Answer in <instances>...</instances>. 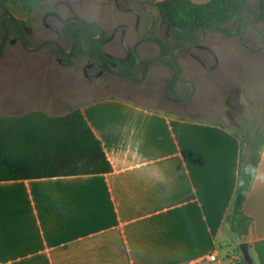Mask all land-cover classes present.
<instances>
[{
  "label": "crops",
  "instance_id": "obj_1",
  "mask_svg": "<svg viewBox=\"0 0 264 264\" xmlns=\"http://www.w3.org/2000/svg\"><path fill=\"white\" fill-rule=\"evenodd\" d=\"M120 99L92 105L106 113L91 120L82 109L112 172L0 181V264L241 260L242 241L227 222L239 182L240 134ZM243 211L252 218L245 242L254 264H264V146ZM223 230L232 234L230 246L198 255V241L219 239Z\"/></svg>",
  "mask_w": 264,
  "mask_h": 264
},
{
  "label": "flooded vegetation",
  "instance_id": "obj_2",
  "mask_svg": "<svg viewBox=\"0 0 264 264\" xmlns=\"http://www.w3.org/2000/svg\"><path fill=\"white\" fill-rule=\"evenodd\" d=\"M240 4L236 12L225 3L198 17L156 0H51L42 19L52 37L40 43L50 41L44 47L52 54L41 60L80 98L112 94L176 112L214 107V117L246 125L255 102L232 72L241 62L264 66V0H246L241 20ZM18 20L24 40L39 45ZM4 26L7 44L13 36L21 42L8 17Z\"/></svg>",
  "mask_w": 264,
  "mask_h": 264
},
{
  "label": "trees",
  "instance_id": "obj_3",
  "mask_svg": "<svg viewBox=\"0 0 264 264\" xmlns=\"http://www.w3.org/2000/svg\"><path fill=\"white\" fill-rule=\"evenodd\" d=\"M241 0H165L162 6L183 9L205 17L228 3L236 12ZM239 136V134H238ZM264 134L242 140L239 182L232 211L227 217L230 230L243 242L252 224L244 203L254 179ZM113 165L101 139L86 119L81 107L53 115L44 110H31L18 115H0V181L43 179L57 176L107 174ZM242 254L237 264H249Z\"/></svg>",
  "mask_w": 264,
  "mask_h": 264
},
{
  "label": "rangeland",
  "instance_id": "obj_4",
  "mask_svg": "<svg viewBox=\"0 0 264 264\" xmlns=\"http://www.w3.org/2000/svg\"><path fill=\"white\" fill-rule=\"evenodd\" d=\"M75 1L81 2L83 0ZM50 4L51 0H0V15L4 11H11L18 19L32 27L33 33L29 35L28 39L35 45L44 39L52 37V32L45 27L42 19ZM84 8L91 11L94 7L90 2H86L84 3ZM80 10L84 9L81 8ZM14 38L15 36L12 37V39ZM1 40L2 34L0 31V43ZM51 54L52 52L48 47H44L36 52H28L22 47L20 41L15 44L8 43L6 45L0 58V115H16L38 107L46 109L49 113L66 114L76 107H81L82 109H89L88 111L91 114L89 118L91 120L93 117H99L102 113H106L99 111L101 109L99 105H92L104 100L120 99L117 95L112 94L103 95L93 101H88L91 97L86 95L81 98L78 97L74 90L67 88L65 79L56 75L51 65L42 63L41 59H50ZM233 74L235 76L240 75L243 78L245 88L255 102V119L249 124L235 125L214 117L213 110H216L214 107L205 108L200 111L176 112L163 109L156 111L167 117L174 116L173 113L180 116L185 115L187 119L191 121L196 119L200 124L214 125L217 123L215 125L220 127L225 126L230 135L231 129L239 133L242 140L253 138L258 133L264 134V66L249 69L241 62L238 67H235L232 72ZM223 83L225 84V82ZM129 100L120 99L122 102L127 101L131 104L138 103L148 106V103L142 100ZM112 103L106 104V110L108 106L111 107ZM130 119L133 120L136 117L131 116ZM104 121L108 124V117ZM224 230L219 235V239L198 241V255H209L211 252L230 246L232 234L230 232L224 234ZM228 251L229 249H226V251L220 253L222 260L226 259L224 257ZM191 264L213 263L202 261ZM224 264L230 263L226 259Z\"/></svg>",
  "mask_w": 264,
  "mask_h": 264
},
{
  "label": "water",
  "instance_id": "obj_5",
  "mask_svg": "<svg viewBox=\"0 0 264 264\" xmlns=\"http://www.w3.org/2000/svg\"><path fill=\"white\" fill-rule=\"evenodd\" d=\"M245 1L246 0H242L241 1V4H240V8H239V20H241L242 8H243V6L245 4ZM5 17H8L11 20V22L15 26H17L18 29L20 30V32H21V44H22L23 48L26 51H28V52H36V51L40 50L41 48H43L46 44L51 43L50 41H44V42H42V43H40L39 45H36V46H32V45L28 44L24 40L23 31H22V28H21V24H20L19 20L17 19V17L11 11H4L0 15V28H1L2 32H3L2 40H1V43H0V58L2 57V54L4 52V49H5V46L7 44V40H8V34H7L6 28L4 26V19H5ZM65 28L68 30V21H66ZM26 29L28 30V32H31L32 31V28L29 27V26H26ZM17 41H18L17 39H12V40H10V43L15 44ZM81 43H83V39L81 40ZM68 52L69 51H66V53H68ZM186 99H188V98H182V99H179V100H186ZM240 249H241V251L243 253V256H244L245 260L249 264H254V260H253L252 255H251L250 247H249L248 242H245V241L244 242H241L240 243Z\"/></svg>",
  "mask_w": 264,
  "mask_h": 264
},
{
  "label": "built area",
  "instance_id": "obj_6",
  "mask_svg": "<svg viewBox=\"0 0 264 264\" xmlns=\"http://www.w3.org/2000/svg\"><path fill=\"white\" fill-rule=\"evenodd\" d=\"M216 258H217V255H216V254H212V255L210 256V259H211V260H216Z\"/></svg>",
  "mask_w": 264,
  "mask_h": 264
}]
</instances>
